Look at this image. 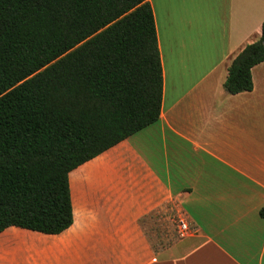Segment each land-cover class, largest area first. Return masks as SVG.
Segmentation results:
<instances>
[{
	"label": "crops",
	"instance_id": "0c3cea01",
	"mask_svg": "<svg viewBox=\"0 0 264 264\" xmlns=\"http://www.w3.org/2000/svg\"><path fill=\"white\" fill-rule=\"evenodd\" d=\"M148 3L158 121L69 173L68 229L1 232L0 264H264V62L250 92L223 87L231 61L260 37L264 0ZM158 213L193 228L157 248L141 222Z\"/></svg>",
	"mask_w": 264,
	"mask_h": 264
},
{
	"label": "trees",
	"instance_id": "16d2710c",
	"mask_svg": "<svg viewBox=\"0 0 264 264\" xmlns=\"http://www.w3.org/2000/svg\"><path fill=\"white\" fill-rule=\"evenodd\" d=\"M262 62L264 21L225 91ZM162 85L148 0H0V233L68 229L69 173L156 123Z\"/></svg>",
	"mask_w": 264,
	"mask_h": 264
},
{
	"label": "rangeland",
	"instance_id": "374dc122",
	"mask_svg": "<svg viewBox=\"0 0 264 264\" xmlns=\"http://www.w3.org/2000/svg\"><path fill=\"white\" fill-rule=\"evenodd\" d=\"M142 229L145 231L152 245L157 248H162L163 244L167 241H179L181 238L177 232V221L172 220L171 216L163 215L161 213L153 214L142 222ZM191 231V230H190ZM164 233L170 235L169 237L164 236ZM9 246L10 242L6 243ZM24 250L22 253H25Z\"/></svg>",
	"mask_w": 264,
	"mask_h": 264
},
{
	"label": "built area",
	"instance_id": "2783aa9c",
	"mask_svg": "<svg viewBox=\"0 0 264 264\" xmlns=\"http://www.w3.org/2000/svg\"><path fill=\"white\" fill-rule=\"evenodd\" d=\"M175 220L177 221V225H176L177 232L181 238H184L186 235L190 233L188 223L181 215H178L175 218Z\"/></svg>",
	"mask_w": 264,
	"mask_h": 264
}]
</instances>
